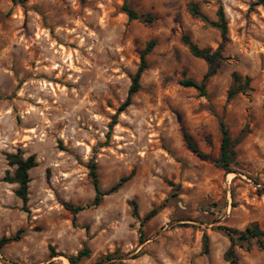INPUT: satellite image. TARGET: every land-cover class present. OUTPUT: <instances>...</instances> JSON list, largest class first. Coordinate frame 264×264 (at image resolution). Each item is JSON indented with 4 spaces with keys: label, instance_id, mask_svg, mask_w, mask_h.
I'll list each match as a JSON object with an SVG mask.
<instances>
[{
    "label": "rangeland",
    "instance_id": "1",
    "mask_svg": "<svg viewBox=\"0 0 264 264\" xmlns=\"http://www.w3.org/2000/svg\"><path fill=\"white\" fill-rule=\"evenodd\" d=\"M259 0H0V264H228L223 228L264 232V4ZM212 21L224 8V60L207 95L181 82H202V50L223 43ZM128 5L141 17L130 20ZM148 70L133 104L110 124L128 97L147 45ZM234 74L249 88L233 99ZM223 120L236 146L226 172L220 157ZM188 134L204 157L193 153ZM35 155L30 214L4 181L7 155ZM109 191L100 206L74 213L95 197L90 166ZM137 209V214H135ZM154 209L158 214L142 226ZM143 231L144 239H141ZM210 251L204 253V240ZM257 240L236 247L240 264H264Z\"/></svg>",
    "mask_w": 264,
    "mask_h": 264
},
{
    "label": "trees",
    "instance_id": "2",
    "mask_svg": "<svg viewBox=\"0 0 264 264\" xmlns=\"http://www.w3.org/2000/svg\"><path fill=\"white\" fill-rule=\"evenodd\" d=\"M30 0H12L14 4L25 5ZM258 4H264V0H259ZM125 12L127 13L130 20H140L141 17L138 13L130 8L128 5L124 7ZM191 14L201 19L203 22L207 23L208 25L216 28L220 31L223 39V43L219 46L218 50L212 53L210 50H202L197 45H195L189 36L184 37V43L189 47L191 54L194 57L204 59L207 61L209 65V72L205 75L202 82H197L193 79H185L181 82V85L185 88H195L200 92L201 96L207 95V83L209 80L216 75L218 63L224 60L223 57V50H224V43L227 39L228 35V23L226 19V14L223 7H220L217 12L218 19L216 21H212L209 19L205 14H203L197 4H192L190 6ZM155 42L152 41L147 45L145 49L142 59L141 65L134 76H132V84L128 92V97L125 102L119 107L118 113L114 117L112 123L110 124V128L112 129L117 124L118 116L126 111L132 104H133V97L140 91L141 89V78L143 73L148 70V62H147V55L154 49ZM234 80L237 84V88L231 90L229 92V98L233 99L239 93H243L246 89L249 88L250 85V78H246L244 81L243 79L234 74ZM220 130L222 133V144H221V152L220 157L217 160V164L220 168L224 169L226 172L232 171V166L236 164V146L240 143V139L234 140L231 137L230 131L228 126L223 120H220ZM185 141L188 145V148L198 155L199 157H204L203 154L199 151L197 145L191 139L188 134H185ZM8 165L14 169L13 174L10 171L7 172V175L4 179L5 182L10 184H17L18 189L15 191V195L19 198L23 204L22 211L27 214H30V209L28 207L29 203V185L31 183L30 171L38 166L36 156L32 155L27 158L24 157L22 151H18L16 154H8L7 155ZM91 177L93 179V184L95 187L96 197L94 201L87 205V206H72L67 205V208L74 213H79L84 211L86 207H96L100 206L103 202L105 196L110 195L112 193L117 192L125 183H127L132 176L124 177L120 180V182L115 185L109 191H103L100 186V180L98 175V165L96 163H92L90 166ZM264 194V190L261 191ZM159 212V209H154L149 212L143 219L142 226L145 223L149 222L152 218H154ZM135 214H137V209H135ZM138 215V214H137ZM222 231L225 235L230 239L231 245L228 251L225 253V260L228 264H240L238 260V256L236 253V247L244 248L248 251L252 249V241L257 240L261 248H263L262 238L264 237V232L261 231L256 225H253L246 229L244 232H240L239 230L235 229H228L223 228ZM25 232L24 229H21L17 232L15 236L12 237H4L0 240V250L11 243L18 242L21 240L22 234ZM141 239L143 240V231H141ZM210 251V240L208 237L204 240V253L208 254ZM90 256V252L88 249L81 251L76 258H71L70 261L72 264H76L78 260L88 258Z\"/></svg>",
    "mask_w": 264,
    "mask_h": 264
}]
</instances>
